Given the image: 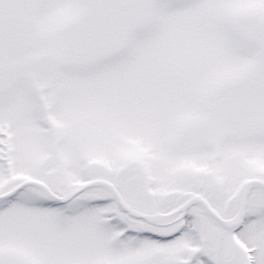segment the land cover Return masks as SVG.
I'll use <instances>...</instances> for the list:
<instances>
[{
  "label": "snow or ice",
  "instance_id": "6c2138e0",
  "mask_svg": "<svg viewBox=\"0 0 264 264\" xmlns=\"http://www.w3.org/2000/svg\"><path fill=\"white\" fill-rule=\"evenodd\" d=\"M0 264H264V0H0Z\"/></svg>",
  "mask_w": 264,
  "mask_h": 264
}]
</instances>
